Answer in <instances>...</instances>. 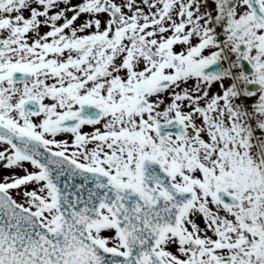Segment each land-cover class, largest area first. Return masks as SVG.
I'll list each match as a JSON object with an SVG mask.
<instances>
[{
    "label": "snow or ice",
    "instance_id": "obj_1",
    "mask_svg": "<svg viewBox=\"0 0 264 264\" xmlns=\"http://www.w3.org/2000/svg\"><path fill=\"white\" fill-rule=\"evenodd\" d=\"M0 264H264V0H0Z\"/></svg>",
    "mask_w": 264,
    "mask_h": 264
}]
</instances>
